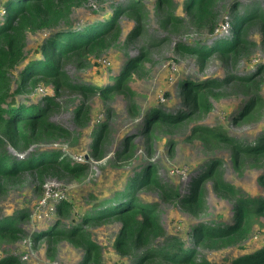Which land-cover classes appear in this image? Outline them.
Listing matches in <instances>:
<instances>
[{
	"label": "rangeland",
	"instance_id": "374dc122",
	"mask_svg": "<svg viewBox=\"0 0 264 264\" xmlns=\"http://www.w3.org/2000/svg\"><path fill=\"white\" fill-rule=\"evenodd\" d=\"M131 1L89 0L73 7L68 18L59 23L61 29L67 25L82 29L112 14L117 15L120 35L108 49L87 59L71 57L63 64L72 85L95 87V91L65 88L58 96L52 85L44 82L35 88L28 86L25 94L16 97L18 102L37 104L47 95L55 96L57 106L50 111V120L70 133L45 138L24 152L12 149L11 152L18 159H23L37 151H59L72 164L85 163L86 170L78 176L49 175L43 182L26 174L5 185V189L0 191V219L16 213L27 216L19 221L22 233L17 239L0 238V258L14 255L22 264H81L84 250L70 239L54 242L44 237L36 242L34 236L51 228L58 220L70 229L92 205L122 191L127 178L136 175L146 164H155L162 182L176 188L181 197L189 194L194 181L205 194L203 207L195 215L177 201L162 197L157 190L141 193L142 204H157L158 220L164 232L153 240V247L161 245L169 236H177L192 247L189 233L193 225L233 222L235 199L220 193L212 178H203L213 161L217 162L215 169L220 166L224 181L240 193L264 197V189L259 182L264 175V155L260 159L254 158L256 156H237L229 145L218 142L212 136L206 141L200 137L201 133H206L200 127H208L248 146L262 142L264 71L260 70V66L264 65V25L258 22L248 25L245 35L248 45L236 58H226L220 53L209 54L201 64L196 54L182 49L210 47L230 37L232 6H237L242 15L250 14L255 8L264 13V0H215L213 30H210L209 23L199 26L191 19L183 8V0H175L179 4L176 14L181 20L176 27L164 22L166 9H160L158 0H135L143 8L139 17L130 14L127 9ZM5 15L1 9L0 23L4 22ZM139 23L145 28L142 35L141 30L133 32ZM46 34L47 30L28 34L26 53L29 56L41 57L37 47ZM143 51L148 52V60L129 80L128 87L132 93L113 92L104 97L98 88L113 83L127 61L141 56ZM80 60L82 64L78 63ZM22 66L19 65L11 73L14 85L18 82ZM245 78L256 80L255 91L261 100L254 101L248 111L245 109L254 87L248 93L239 82ZM185 80L196 83L217 81L220 84L214 86L213 95L209 97L211 108L198 114L191 113V117L176 129L170 130L169 126L156 129L151 148L150 141L142 134L148 114L157 108L163 110V114L182 109L187 112V106H181L180 94V84ZM81 103L88 107V115L82 122H76L75 110ZM101 123L108 125L109 132L103 147L104 157L96 159L91 154V143L93 130ZM125 142L132 144L133 151L129 150L128 159L118 158L116 152L122 149ZM56 193L73 205L65 218L57 214L60 200ZM52 208H56L55 211H51ZM261 221L257 219L254 222V228L245 242L222 248L199 247L196 259L210 264H233L236 258L264 243V231L258 225ZM87 229L93 240L101 245L98 264H135L138 251L129 256L120 255L115 248L120 222L113 220ZM154 264L166 263L157 261Z\"/></svg>",
	"mask_w": 264,
	"mask_h": 264
},
{
	"label": "trees",
	"instance_id": "16d2710c",
	"mask_svg": "<svg viewBox=\"0 0 264 264\" xmlns=\"http://www.w3.org/2000/svg\"><path fill=\"white\" fill-rule=\"evenodd\" d=\"M89 0H0V10L5 11V19L0 23V191L5 185L16 181L26 174H30L38 181L43 182L49 175L69 174L81 175L86 170L85 163L72 164L62 157L59 151L34 152L23 159H18L14 151L24 152L32 144L45 138H55L58 135H68L70 131L63 126L56 125L50 120V111L57 106L55 96H45L37 104L18 102L16 97L26 93L28 86L33 88L40 83H49L54 92L59 96L62 89H76L78 91H95V87L72 85L68 80L63 64L71 57L87 59L91 55L104 52L112 41L120 35L119 19L112 14L106 19L77 29L74 25H67L63 29L59 27L62 20L68 18L73 7L80 6ZM160 9H166L164 22L174 27L181 22L176 14L179 4L175 0H158ZM2 2L3 5H2ZM215 0H183L182 5L187 15L195 20L199 26L210 24L213 30ZM127 9L130 14L139 17L143 14V8L138 2L132 0ZM233 19L230 25V37L222 39L210 47L195 46L183 47V51L196 54L199 62L204 63L208 55L220 53L226 58H236L247 47L245 41L246 29L251 23L258 22L264 25V13L257 8L250 14L242 15L237 6H232ZM42 43L38 45L37 52L41 57H31L26 53V41L28 34L45 31ZM141 35L145 28L139 23L133 32L140 31ZM148 60V52L143 51L137 58H131L119 73L114 82L105 88H98L104 97L113 92L125 91L132 93L128 87L132 75L139 72ZM82 64L81 60L78 61ZM23 65L17 84H13L12 71ZM264 71V65L260 66ZM213 81V80H211ZM241 86L250 93L254 87L250 103L245 110L248 111L254 102H261L255 91L256 80L245 78L239 80ZM219 86L217 81L196 83L185 80L180 84L181 106L187 109L176 110L171 114H163L160 108L154 109L148 114L145 129L142 134L146 135L147 141H152L156 129L169 126L176 129L185 123L190 114H198L211 108L209 97L213 95L214 86ZM255 94V95H254ZM254 95V96H253ZM88 107L81 103L75 110V121L82 122L87 118ZM198 128V127H197ZM206 130L201 133L202 140L212 138L218 142L229 145L237 156H256L260 159L264 155V134L260 137L262 142L257 144H242L234 138L227 137L221 131L208 127H200ZM109 129L106 123L99 124L93 130L91 154L96 159H102L103 147L106 142ZM152 148V144L150 145ZM132 144L125 142L122 149L117 151L118 158L128 159ZM130 150V151H129ZM128 153V154H127ZM220 165V164H219ZM213 161L203 178H212L215 188L224 196L234 198L233 222L199 223L192 226L189 233L192 247L186 245L185 240L177 236L166 237L161 245L152 246L153 240L162 236L163 230L158 220L157 204H142L141 193L145 190H157L164 198L177 201L185 210L197 214L204 204V190L198 186V182L191 186L188 195L181 197L179 191L162 182L158 176V168L155 164H146L140 172L131 178H127L122 191L112 198L97 202L91 206L70 229H66L58 220L55 225L46 231L38 232L34 239L47 237L51 241L64 238L84 250L81 264H98L101 255V245L94 241L87 227L100 225L116 220L121 223V229L115 242V248L120 255H132L138 251L135 264H154L162 261L166 264H210L206 260L198 261L197 251L199 247L210 246L222 248L224 246L240 244L248 240L254 222L257 219L259 229L264 231V197H252L240 193L234 186L222 178L220 166ZM214 170V173H212ZM264 189V175L259 178ZM73 207L69 201H62L57 208L59 217H67ZM27 216L24 213H16L0 219V238L17 239L22 233L19 221ZM62 224V225H61ZM0 264H22L14 255L0 258ZM233 264H264V243L254 251L240 256Z\"/></svg>",
	"mask_w": 264,
	"mask_h": 264
},
{
	"label": "built area",
	"instance_id": "2783aa9c",
	"mask_svg": "<svg viewBox=\"0 0 264 264\" xmlns=\"http://www.w3.org/2000/svg\"><path fill=\"white\" fill-rule=\"evenodd\" d=\"M39 90L42 91L43 89L40 88ZM56 196H57V197L59 198V200H60V202L57 204V207H58V205H59L62 201H64V200H62V198H63L62 195L60 196L58 193H56ZM55 209H56V208H52L51 211H55Z\"/></svg>",
	"mask_w": 264,
	"mask_h": 264
},
{
	"label": "clouds",
	"instance_id": "9594fccd",
	"mask_svg": "<svg viewBox=\"0 0 264 264\" xmlns=\"http://www.w3.org/2000/svg\"><path fill=\"white\" fill-rule=\"evenodd\" d=\"M58 208V207H57Z\"/></svg>",
	"mask_w": 264,
	"mask_h": 264
}]
</instances>
